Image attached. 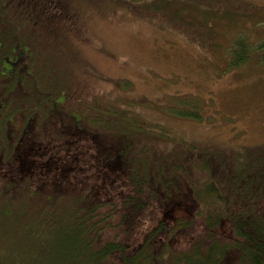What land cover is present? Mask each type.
Masks as SVG:
<instances>
[{
	"label": "trees",
	"instance_id": "trees-1",
	"mask_svg": "<svg viewBox=\"0 0 264 264\" xmlns=\"http://www.w3.org/2000/svg\"><path fill=\"white\" fill-rule=\"evenodd\" d=\"M32 1L0 0V33L6 29L8 22L21 23L20 30L9 40L0 34V103L6 104L7 99L13 103L7 117L0 115V221H15V226H20L10 237L12 239L5 255L0 256V264H38L42 259L46 264H51L52 257H58V264H68L74 260L87 264H264V176L259 173V166L238 172V165L229 158L233 153H223L225 156L221 158L214 156L217 150L212 152L209 146L188 144L186 155L176 153L162 161L160 156L164 147L158 139L165 138L167 134L147 127L148 123L138 119L132 110L115 108L113 105L105 107L104 110L118 124L117 130L114 129L110 136L106 131L109 118L103 119L106 123H101L98 131L87 122L90 111L103 107L98 106V102L94 103L96 101L92 95V98L83 95L76 88L70 90L69 85L66 86L69 90L63 89L58 98H51V105L45 109L40 94L32 95L37 90V84L30 76L22 87L19 86L24 79H19L22 72L16 68L17 57L28 72L32 67V75L39 77L36 82L40 81L37 75L45 73V65L35 63L43 53L41 50L47 51L48 46L52 45L57 56L71 59L66 50L63 53L56 49L63 47L61 44L64 43L63 48L70 49L71 42L59 39L58 29L62 28L58 27V21H63L61 16L64 13L59 19L45 18L49 8L44 4L40 6L41 17L31 16L28 19L26 15L32 13ZM73 1L65 0L66 27L71 20L68 5H72ZM100 1L94 0V5L97 7L99 2V8H103L112 1L122 2ZM86 2L76 0L79 6ZM125 2H132V7L139 8V0H124L122 4L126 5ZM152 2L154 6L155 2ZM80 11L84 14L83 8ZM174 19L184 21L187 26L200 23L179 16ZM259 22L264 23V20ZM18 35L25 36L22 43L28 46L19 47L21 49H14V43L11 47L7 46ZM255 41L246 35L234 37L228 48L227 68L246 63L251 55H258L259 60L264 62V39ZM21 77L26 78V75ZM10 81H14L15 86L5 99L3 88ZM19 99L21 103L15 104ZM73 103H79L83 111L72 113L70 109ZM181 108L183 110L175 109L174 113L191 119L200 118L194 108ZM24 111L29 113L28 120L24 122L28 124L25 127L30 128L24 143L28 148L36 150L44 143L52 145L61 136L66 137L64 127L74 128L86 133L90 139H100L96 146L91 145L90 150H95V157L86 155L90 150H81L78 158H83L84 162L76 156L74 158L77 159L67 161L59 156V147L52 145V148L55 147L54 153L48 160H41L33 166L34 160L26 167L31 158L26 155V150L23 152L18 147L22 139L16 140L14 127V118ZM131 113L135 118L131 117ZM50 120L55 129L47 124ZM7 125L11 126L10 134L2 131V127ZM46 128L55 132L52 142L45 141L39 134L45 133ZM28 131L24 128V132ZM157 133L161 135L157 139L156 149L143 135ZM8 135L15 140L9 139ZM68 143L63 140L65 147ZM107 148L108 153H104ZM149 148L150 152L146 150ZM197 148L207 155L194 153ZM252 148L264 151V145L248 149ZM69 150L65 149L67 152ZM185 159L190 161L184 162ZM80 163H84L86 171L80 168ZM92 167L96 171H92ZM199 171L205 177L197 181L195 174ZM111 177L116 185H113ZM180 195L186 196L197 210L191 215L181 211L172 218L165 217L166 210L173 203H180ZM57 203H63V206L58 209L60 204L57 206ZM61 212H69V215L62 217ZM156 216L157 222L151 226ZM62 219L71 223L61 226ZM195 222L199 224L198 229L195 228L194 236H191L190 229ZM223 225L228 227L226 231H223ZM43 226L54 230L64 229L58 248L50 254L44 244L36 247V243L30 240L31 235L38 232L35 228ZM172 233L181 238H170ZM79 238L81 247H77ZM171 242H185L188 247L175 251Z\"/></svg>",
	"mask_w": 264,
	"mask_h": 264
},
{
	"label": "rangeland",
	"instance_id": "rangeland-1",
	"mask_svg": "<svg viewBox=\"0 0 264 264\" xmlns=\"http://www.w3.org/2000/svg\"><path fill=\"white\" fill-rule=\"evenodd\" d=\"M86 1L85 5L81 4L84 11L81 14L82 33L77 34L76 41L73 37L64 41L71 42V50L63 48L64 42H61L64 43L61 44L63 47L56 48L63 53L66 50L71 59L57 56L51 45L47 51L41 50L43 53L35 60L36 64L42 62L45 65V73L37 75L40 76L38 82L36 79L39 77L35 76L37 90L32 95L40 94L41 104L45 109L51 105V98H58L62 90L70 85V89L81 90L83 95L89 97L92 95L96 101L94 103L98 102V106H103L97 111L89 112L87 122L94 130L98 131L99 125L106 123L103 119L109 118L106 131L112 136L118 124L104 109L110 105L120 109L125 107L132 110L138 119L148 123L147 127L157 128L167 134L163 139H158L162 132L143 135L156 149L157 139L161 141L160 145L164 147L160 156L162 161L176 153L186 155L185 151H189L186 149L187 144L203 145L209 146L212 152L217 150L214 152L217 157L223 158L224 154L233 153L229 158L238 165V172L259 166V173L264 176V151L248 149L264 145V62L254 53L256 56L251 55L246 63L236 68H227L226 64L228 48L234 37L246 35L258 42L264 39V23L259 22L264 20V0H139V8L132 7V2H127L130 5L125 2L127 6L123 5L124 0L121 3L112 1L103 8H99V2L96 7L94 0ZM104 1L106 0L100 2ZM152 1L155 2L154 6ZM177 16L200 23L187 26L184 21L177 22L174 19ZM20 24L8 22L6 29L1 31V36L7 39L14 37L21 28ZM14 42H25V36H16L7 46L11 47ZM17 60L18 57L15 61ZM64 82L66 85H61ZM14 86V81L6 83L3 98L7 99ZM18 103H21V99L15 102ZM12 104L8 99L6 104L0 103V115L7 117L11 113ZM181 107L185 110L194 108L199 112L200 118L191 119L174 113L175 109L183 110ZM79 110L83 111L79 103L71 105L72 113L78 114ZM131 117L135 118L132 113ZM51 122L52 120L47 124L54 127ZM118 127L121 128V125ZM64 133L66 137L61 136L52 145L59 147V156L67 161L77 159L81 150H90L100 140L97 137L90 139L86 133L74 128L64 127ZM42 136L45 141L52 142L55 132L46 128ZM63 140L69 142L67 147L63 145ZM26 141L27 139H22L18 146L23 152L26 150V155L31 158L25 164L26 167L34 160L36 162L33 166L41 160L46 161L54 153L55 147L52 148L51 144L44 143V146L35 150L28 148L24 144ZM66 148L70 150L67 152ZM146 150L150 152L151 148ZM90 151L86 155L95 157V150ZM107 151L108 148L104 153H108ZM194 153L206 154L200 148L195 149ZM78 159L84 162L83 158ZM83 164L80 163V168L86 171ZM90 169L96 171V168ZM195 175L197 181L205 177L201 171ZM111 179L113 185H116L114 178ZM257 199L260 201V198ZM179 200L180 203H173L166 210L165 217L172 218L181 211L185 215H191L197 210L186 196L180 195ZM61 206L63 203L58 209ZM66 215L69 212H61L62 217ZM156 222L157 216L151 226ZM65 223L71 222L62 219L60 225ZM15 224V221H0V256L5 255L12 239L10 237L20 227ZM198 225V222L192 225L191 236H194ZM227 229L223 225V231ZM35 230L38 232L32 234L30 240L36 243V247L44 244L49 254L58 248L57 244L64 235L62 228L54 230L43 226L36 227ZM170 238L181 236H173L172 233ZM78 242L77 247H81V238ZM171 246L175 251L188 247L185 242H171ZM51 259V264H58V257ZM38 264H46V261L42 259ZM68 264L87 262L74 260Z\"/></svg>",
	"mask_w": 264,
	"mask_h": 264
},
{
	"label": "flooded vegetation",
	"instance_id": "flooded-vegetation-1",
	"mask_svg": "<svg viewBox=\"0 0 264 264\" xmlns=\"http://www.w3.org/2000/svg\"><path fill=\"white\" fill-rule=\"evenodd\" d=\"M32 2H33L32 7H31L32 13L30 15L29 14L26 15L28 17V19H31V16L32 17H34V16L41 17L42 13L40 12V8H41L40 6H43L45 4L49 8L48 13L46 15H44L45 18L59 19L58 17L61 15V13L62 12L64 13V15L61 16L63 21L62 22L58 21V27H61L63 29V30L58 29L60 31L59 39L69 41L71 39V37H73V39L75 41L77 40V38H78L77 34L81 33L80 24H81V14L82 13H81L80 9H82V7H81V5L79 6V4L76 3V0L73 1L72 5H70V6L68 5L69 16H70L69 18L71 20L67 23V27L65 26L66 25L65 17L67 14L65 0H33ZM28 22H31V21H28ZM30 26L31 25L29 24V27ZM38 28L40 29L41 27L38 26ZM39 34H42V33L40 32ZM79 37H80V35H79ZM14 44H15L14 49H21L19 47H23L24 45H27L25 43L21 44V43H17V42H14ZM12 49H13V47H12ZM16 63H17L16 68L22 72L21 76L26 75V78L20 76V78H19L20 80L24 79L23 81H24V83H26L29 76L31 77L32 80L36 79V77L32 75V70H33L32 67H31L30 72H28V69L21 66L22 62L17 60ZM1 77H6V76L1 75ZM14 78H17V77L15 76ZM23 85H24L23 83L19 84L20 87H22ZM68 90H69V88L64 89V91H68ZM70 90H73V89H70ZM28 114L29 113H27L25 111L19 112L17 114V116L14 118V124H15L14 127H16V129H15L16 140L23 139L25 141L28 138V134L30 133V128H28V126L25 127L28 124L24 123L26 120H28ZM24 117H26V119H24ZM37 125H39V124H37ZM24 128H27L29 131L24 132ZM3 130H5L9 133L11 130V126L7 125L4 128L2 127V131ZM39 131H40V129H39ZM43 132L42 133L39 132L40 136H42ZM8 138L11 139L12 141L15 140L13 137H10L9 135H8ZM14 174H15V172H14Z\"/></svg>",
	"mask_w": 264,
	"mask_h": 264
}]
</instances>
